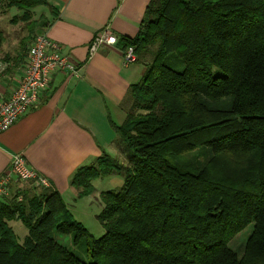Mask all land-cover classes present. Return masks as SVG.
I'll return each mask as SVG.
<instances>
[{
  "label": "trees",
  "instance_id": "1",
  "mask_svg": "<svg viewBox=\"0 0 264 264\" xmlns=\"http://www.w3.org/2000/svg\"><path fill=\"white\" fill-rule=\"evenodd\" d=\"M118 43L145 67L112 124L125 163L104 154L71 179L83 198L96 180L124 178L100 194L105 235L49 189L0 200V264H264V0H150L137 36ZM14 221L28 232L21 243ZM250 225L240 257L229 246ZM54 233L85 245L91 262Z\"/></svg>",
  "mask_w": 264,
  "mask_h": 264
},
{
  "label": "crops",
  "instance_id": "2",
  "mask_svg": "<svg viewBox=\"0 0 264 264\" xmlns=\"http://www.w3.org/2000/svg\"><path fill=\"white\" fill-rule=\"evenodd\" d=\"M45 1L52 10L45 28L48 37L62 47L77 72L55 73L39 102L0 134V177L8 172L12 156L22 154L30 167L49 180V190L60 195L81 223L76 215L90 213L98 199L93 195L80 198L71 179L104 154L118 153L112 124L124 122L130 86L140 82L145 71L143 65L124 64L118 41L113 46L101 45L93 53L90 48L106 30L117 40L134 39L150 0ZM3 59L0 95L8 97L23 77L27 51ZM99 180L92 183L98 195L102 193L96 190ZM8 188L9 197L0 198L7 203L23 194L32 197L47 191L13 176ZM102 208L100 203L93 214L98 216ZM10 227L13 230L12 224Z\"/></svg>",
  "mask_w": 264,
  "mask_h": 264
},
{
  "label": "built area",
  "instance_id": "3",
  "mask_svg": "<svg viewBox=\"0 0 264 264\" xmlns=\"http://www.w3.org/2000/svg\"><path fill=\"white\" fill-rule=\"evenodd\" d=\"M117 38L107 30L96 38L90 48L91 53L101 45L113 46ZM136 62L133 48L124 50V64ZM77 70L64 56L62 47L48 37L45 30L37 34L27 51V63L19 86L8 97L0 95V134L12 127L22 116L34 107L50 84L55 73ZM21 182L31 183L36 189H50L49 180L33 169L22 154L12 156L8 172L0 177V198L9 197V183L11 177ZM12 200L21 202L22 197Z\"/></svg>",
  "mask_w": 264,
  "mask_h": 264
},
{
  "label": "rangeland",
  "instance_id": "4",
  "mask_svg": "<svg viewBox=\"0 0 264 264\" xmlns=\"http://www.w3.org/2000/svg\"><path fill=\"white\" fill-rule=\"evenodd\" d=\"M52 11L49 6H37L33 9H29L28 12L23 13L18 9L6 8L2 1L0 0V58L4 60L3 57L16 55L20 56L21 54L26 53V47L29 42L34 39L37 34L45 30L48 23L47 16ZM29 16V17H27ZM28 18V19H27ZM37 22V23H35ZM35 23V24H34ZM27 40H29L27 42ZM118 41V40H117ZM27 42V44H26ZM25 43V47L23 46ZM215 75L223 76L224 74L214 69ZM140 81V80H139ZM113 158L119 159L121 163H125L124 155L118 150V153H114L113 155H109ZM124 183V178L119 175H114L110 177H105L100 179L96 183L97 192H107V191H117L119 190ZM78 194L82 191L81 189H77ZM91 195L97 197L96 204L94 203L92 210L90 213H84V216L76 217L81 221L89 233L95 238L99 239L105 235V230L103 229L101 223L97 219V215L93 214L96 210L100 208L101 198L100 195L95 194L93 191ZM99 196V197H98ZM100 203H99V202ZM102 204V203H101ZM13 227V232H15L20 242H23L25 237L28 235L27 230L20 223H10ZM9 224V226H10ZM253 226L250 225L246 229H244L241 233H239L236 238L231 242L230 249L235 251L238 256H242L243 248L245 243L252 232ZM53 239L59 243L60 245L69 249L72 253H74L77 257L83 260L85 263H90V258L87 256V247L85 245H81L79 247H75L72 244L71 237L60 236L57 234H53Z\"/></svg>",
  "mask_w": 264,
  "mask_h": 264
}]
</instances>
